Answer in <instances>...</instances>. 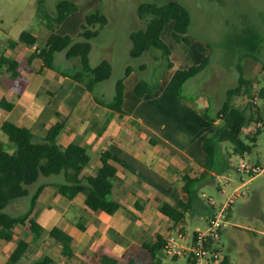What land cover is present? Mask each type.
Here are the masks:
<instances>
[{
    "label": "rangeland",
    "instance_id": "rangeland-1",
    "mask_svg": "<svg viewBox=\"0 0 264 264\" xmlns=\"http://www.w3.org/2000/svg\"><path fill=\"white\" fill-rule=\"evenodd\" d=\"M73 1L78 3L79 8L71 12L61 24H57L47 17L56 14L59 0H45L43 8L39 0H0V55L8 57L11 53V56L15 55L24 59L23 63L27 65L28 54L32 52L29 48L33 50L36 48L20 40L23 31L28 30L37 35L38 47L45 45L53 31L69 34L74 38V41H79L84 39L79 34L82 25L86 22V16L93 11L100 10L107 15L108 23L100 28L96 37L91 39L90 63L92 66H96L102 60L107 59L112 64L111 76L100 83V86L105 88L104 99L106 100H112L116 81L124 76L128 65H132L134 68L129 78V84L131 81L147 80L154 88L148 97L151 99L154 94H157L155 91L158 92L163 87L165 77L176 69L200 63L204 55H209V64L186 82L182 98L175 97L166 91L162 104L156 100H151L148 104L160 107L163 111H165L164 106L172 109L185 104L192 110L193 116L197 114L205 117V110L210 115L216 116L217 111L227 98V90L238 84L241 73L252 81L251 95L236 94L231 99L234 105L245 107L249 100L255 97L260 105L263 130L258 135L255 147L251 153L242 156L234 152L232 142H220L216 172L222 171L214 176L216 183L197 184L195 193L207 202L210 198H214L217 209H220L230 196H234V202L226 212L229 222L221 236L224 245L223 254L228 256L230 264H264V98L258 96V90L264 86V0H177L184 3L191 11L192 21L188 32L191 42L175 40L172 35L174 21L166 24L162 38L172 51L170 57L175 66L171 69L165 68V60H155L154 57L161 53L160 50L147 51L140 57H132L130 54L133 45L131 33L145 27L147 22L138 14L139 4L142 2L165 3L170 0ZM7 43L12 46V50H7ZM18 44L25 46L23 53L21 50L18 51ZM142 63L148 65L147 69H139ZM79 67L80 57H68L66 50L56 53V70L74 72ZM10 72L12 73V71ZM47 85L50 88L54 82L48 79ZM167 95L169 102L172 98L174 103L166 102ZM206 99H209L207 107L204 102L207 101ZM140 110L142 115L146 118L149 117L150 112L145 109L144 104L140 106ZM173 110L179 112L177 109ZM15 112L14 116L10 115V119L16 120V114H19L21 110L17 109ZM7 115L8 112L0 107V121ZM118 115L120 116V114ZM258 126L260 125L256 120L249 119L248 124L244 127V139H246V133L254 131ZM209 127L212 129L213 123H209ZM4 134L8 140L7 134ZM210 134L212 133L210 132ZM112 141V139H106L104 145L107 146ZM5 147L13 151L16 145L9 141ZM89 152L92 161L89 163L88 172L91 173L95 169V165L101 164V154L99 149H90ZM97 158H99L100 164H96ZM243 158L253 165H259L262 171L253 174L246 169L240 170L238 167ZM208 179L210 182L213 181L212 178ZM63 180L64 177L60 174L41 177L37 183L29 186V195L13 200L7 210L13 215L24 213L29 209L32 194L36 191L39 183L47 182L51 187L48 186V189L54 190L55 187L58 189L57 183ZM118 181L123 180L118 178ZM219 183L223 190L218 188ZM127 185L132 189L135 187L131 182H128ZM149 189L152 187H148L146 193L134 200L129 198L131 196L125 190H117L116 196L121 198L123 204L127 205L126 198H129L130 202L129 208L122 207L124 208V218L129 221L123 225L121 231L109 226L100 230L99 224L103 222L102 218L95 216L93 214L96 213L95 211L92 210V213L89 210L82 196L74 198L63 214L69 224L80 230L79 233L72 235V255L65 254L62 244L50 234L56 220L51 207L56 211L62 210L63 207L50 199L52 195L49 197L46 194L44 197L41 195L42 198L37 200L34 215L44 223L42 233L31 235L27 226L18 225L15 229L18 233L16 239L8 241L0 238V264H11L10 255L22 238L27 240L28 248L16 264H35L45 255L52 256L56 262L62 264H148L150 255L142 246L143 241L153 240L156 237V231L167 236L171 229H174L172 223L168 225V229L166 228L165 222L172 220L163 213L157 212L158 210L151 218L145 219L153 213L150 211L145 213L144 218H139L140 205L155 209L160 204V201L156 200L154 193ZM204 193L206 197L203 196ZM57 200L60 201L58 198ZM207 209L209 210L210 207L208 206ZM196 210L199 213L202 208ZM97 213L103 215L106 220L112 221L114 217L122 214V209L113 214L103 210H98ZM202 215V217H197L194 212H188L184 222L185 229L190 233L197 226L205 229L206 218L204 214ZM144 221L148 224H145ZM106 247L115 250L120 258L114 262L107 259V256H113L105 251ZM176 263L172 259L164 257V264ZM214 264H221V262Z\"/></svg>",
    "mask_w": 264,
    "mask_h": 264
},
{
    "label": "trees",
    "instance_id": "trees-1",
    "mask_svg": "<svg viewBox=\"0 0 264 264\" xmlns=\"http://www.w3.org/2000/svg\"><path fill=\"white\" fill-rule=\"evenodd\" d=\"M39 2L43 8L45 0H39ZM78 8V3L73 0H59L56 14L47 18L61 24L71 12L76 11ZM138 14L147 22L145 27L131 33L133 40L130 49L131 56L140 57L147 51L154 52V49H157L161 53L155 55V60L163 59L166 61L165 68L172 67L173 61L170 57L172 51L163 40L162 31L166 24L173 20V37L178 41L190 43L188 32L192 21L191 11L184 3L170 0L165 3L142 2L138 6ZM107 23V15L100 10H96L86 16V22L82 25L79 34L84 38L82 40L74 41V38L69 34H60L53 31L45 45L38 47L37 35L28 30L21 33L20 40L37 46L28 60L31 61L35 57H39L45 67L55 68L56 53L62 50L67 51L68 57H80L79 69L73 73L63 72V74L70 75L82 82L88 90L93 91L99 82L111 76L113 70L111 62L107 59L102 60L96 66H92L90 63L91 39L96 37L100 32V28ZM209 61V55H204L200 63L177 69L167 84V91L175 97L182 98L186 82L202 71L209 64ZM19 63L17 59L0 56V67L7 64L9 71H12L14 76L19 74ZM147 67L146 63H142L139 69L145 70ZM133 70L132 65L127 66L124 76L116 81L113 99L109 102L102 101L103 104L118 112L124 111L122 108L125 91L124 80ZM251 85L252 81L241 73L238 84L227 90V98L217 111L216 116L210 115L207 110L204 111V115L208 119L215 121L219 118L221 121L214 133L204 141L207 157L202 164L203 171L201 175L193 177L185 173L183 176V187L189 193L190 199L188 201L180 200L177 203L163 201L159 206L160 212L172 220L174 228L184 223L187 212L192 206L195 187L199 180L207 176L209 171L218 169L219 143L222 141L232 142L234 152L242 156L251 153L255 147L258 135L263 130L261 126L263 120L261 107L255 97H252L245 107L234 105L231 99L236 94L251 95ZM153 90L151 84L144 79L139 80L135 87V91L139 96H145ZM258 96L264 98V86L258 90ZM14 105L15 102L6 97L0 100V106L7 110L12 109ZM249 119L256 120L260 126L256 127L254 131L246 133V139H244V127L248 124ZM0 128L8 135L9 140L16 145L15 150L10 151L3 144H0V238L8 241L16 239L18 233L15 229L18 225L27 226L31 235L42 233L44 226L34 215V209L41 192L48 185L47 183L38 185L36 191L32 194L31 204L27 211L20 215H13L7 210L8 205L13 200L29 195V186L37 182L42 176L64 174L65 181L58 184L59 192L69 198H74L79 194L84 195L86 206L93 211L103 210L113 214L122 207V203L112 197L115 177L119 169L111 161L112 153L110 150L107 149L102 152L101 164L89 173L88 166L92 159L89 149L76 140H72L66 145L59 142L58 138L63 128V121L51 125L46 134L40 138L35 137L31 128L11 120L0 123ZM221 171H218V173ZM50 234L62 244L65 254H73L71 245L73 236L68 231L59 225H55L51 228ZM165 244L166 236L160 232L156 234L154 240L143 242L142 246L150 255L148 264H164ZM27 248V240L20 239L10 255V263L16 264ZM105 250L111 253L108 248H105ZM112 255L113 257L107 256L106 258L113 262L120 258L116 253H112ZM35 264L62 263L56 262L50 255H45ZM221 264H230L228 256H224Z\"/></svg>",
    "mask_w": 264,
    "mask_h": 264
},
{
    "label": "crops",
    "instance_id": "crops-1",
    "mask_svg": "<svg viewBox=\"0 0 264 264\" xmlns=\"http://www.w3.org/2000/svg\"><path fill=\"white\" fill-rule=\"evenodd\" d=\"M17 46L19 47L18 51L21 50V53L25 51L24 45L18 44ZM35 46L33 45V48ZM6 47L7 50H12V46L9 43H7ZM29 50H32L31 53L34 52L32 48H29ZM31 53L28 55L30 56ZM10 54L9 58L17 59L20 62L18 67L19 74L14 76L9 71L7 64H3L0 67V100L6 97L14 101L15 105L10 110L0 106L8 112L7 117L0 121V123H3L5 120H11L20 125H25L31 128L36 138H40L46 134L51 125L58 121H63V128L58 138V140L61 139L59 142L62 145L76 140L85 145L89 150L99 149L100 154L104 150H110L112 153L111 161L119 169L115 177L113 198L119 200L122 203V207L129 208V198L133 200L140 198L141 194L147 192L148 187H152L149 191L154 193L156 200L160 201V204L155 209H149L147 206L140 205L141 209H139L141 213H139V218H144L145 213H148V211L153 213L149 217H145V219L153 217L157 210V212H160L159 206L163 201L177 203L180 200L188 201L190 199L189 193L183 187V176L185 173L193 177L201 175L203 171L202 164L207 157L204 141L210 132L214 133L221 119L217 118L215 121H212L206 116L201 117L197 114L193 116L191 114L192 110L189 109V106H185V104L173 106L175 108L172 109L164 106L165 111L160 107L148 104L151 100H156L159 104L163 103L162 99L166 96L167 84L177 69L163 79V87L158 92L155 91L157 94H154L151 99L148 98L150 93L145 96H139L136 93L135 87L139 81H131V84H129L132 71L124 80L125 91L122 104L124 111L118 112L102 103V101H111L104 99L105 88L100 86L102 81L95 86L93 91H90L82 82L70 75L63 74V72L68 71H58L56 68L45 67L42 59L39 57H35L29 61L28 56V62L25 65L23 63L24 59H20L15 55L11 56ZM174 66L175 63L173 61V66L169 69ZM48 79L54 82V85L50 88L47 85ZM170 99L173 102L172 98ZM206 100L204 102L207 107L209 99ZM166 102H169L168 95ZM142 104L150 112L147 118L141 113L140 106ZM17 109H20L21 112L16 114V120L10 119V115L14 116ZM173 109H177L179 112ZM209 123H213L212 129L209 127ZM4 133L0 128V144L5 146V144H9L10 140L9 138L7 140ZM106 139H112L113 141L105 146L104 141ZM96 164H100L99 158H97ZM96 167L97 165H95ZM217 174L215 170H211L197 184L216 183L214 176ZM60 175H63L64 180L57 183V185L65 181L64 174ZM118 178L123 181L119 182ZM208 178H212L213 181L210 182ZM128 182L134 184L135 187L133 189L129 187L127 185ZM42 183L47 182H41L38 185ZM48 186L49 184L41 192L38 200L41 195L42 197H44V194L48 197L52 195L50 199L63 207L60 211H56V209L51 207L56 217L52 227L59 225L71 235L79 233L80 230L69 224L63 214L68 206L71 205L74 198L82 196L84 200V195L79 194L74 198H69L61 194L56 187L54 190H51L48 189ZM217 186L220 190H223L220 183ZM117 190H125L131 196L126 198L128 202L125 199L127 205L126 203L123 204L121 198L116 196ZM193 197L194 200L188 212H194V215L197 217H202V214H204L207 223L209 216L216 208L215 205H211L205 199L198 197L195 192ZM208 206L210 207L209 210L207 209ZM122 207L120 208L122 209V214L114 217L112 221L106 220L97 211L93 213L91 209L89 210L95 216L102 218L103 222L99 224L100 230L109 226L121 231L123 230V225L129 221L124 218V208ZM200 208L202 210L197 213L196 209ZM39 222L42 225L44 224L40 220ZM144 223L148 224L145 221ZM170 223L173 224L172 221L165 222L164 225L167 229ZM182 225L186 228L184 223ZM199 228L201 227L197 226L194 231ZM156 233H159V231H156ZM106 248L111 251L110 255L112 253L119 255L115 250L109 247Z\"/></svg>",
    "mask_w": 264,
    "mask_h": 264
},
{
    "label": "built area",
    "instance_id": "built-area-1",
    "mask_svg": "<svg viewBox=\"0 0 264 264\" xmlns=\"http://www.w3.org/2000/svg\"><path fill=\"white\" fill-rule=\"evenodd\" d=\"M37 48V46H35ZM241 169L256 174L262 171L259 165H253L243 158ZM206 197V194H203ZM208 202L215 205L216 200L210 198ZM234 202V196L220 208H215L209 216L206 228H199L192 233L182 225L175 227L166 236L165 255L177 262L176 264H214L223 258L222 232L228 225L227 209Z\"/></svg>",
    "mask_w": 264,
    "mask_h": 264
}]
</instances>
